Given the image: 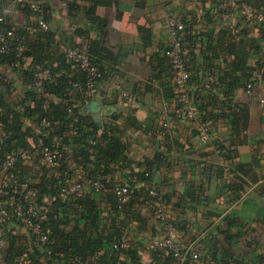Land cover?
Masks as SVG:
<instances>
[{"label": "crops", "instance_id": "obj_1", "mask_svg": "<svg viewBox=\"0 0 264 264\" xmlns=\"http://www.w3.org/2000/svg\"><path fill=\"white\" fill-rule=\"evenodd\" d=\"M27 2L11 0L9 19L18 29L33 31L36 38L37 20L23 9ZM50 2L49 24L57 54L68 43L95 42L100 50L103 79L99 95L84 103L80 100L76 106L95 119L87 105L100 98L101 117L95 119L101 124L99 134L105 127L122 131L132 162L129 171L118 169L109 177L106 189L96 196L103 216L101 227L118 239V247L101 250L95 258L114 251L119 254V264L184 262L185 258L167 259L155 245L163 225L151 204L137 192L154 188L165 198L176 222L178 244L204 259L192 257L193 264H264V105L260 104L264 99V67L260 65L264 62V0H116L98 8L97 22L85 13L92 0ZM70 2L79 6L77 12ZM168 15H178L186 23L184 39L193 58L194 95L215 94L218 100L228 99L233 105L220 104L223 115L207 143L196 133L197 123L175 116V78L165 57L170 44L165 24ZM31 66L30 57L19 67L0 62V90L8 109L21 112V103L33 92L27 76ZM252 67L254 95L243 86L244 77L242 85L233 89L219 85V80L211 87L205 84L209 73L216 79L224 75L230 79ZM114 84L122 85L133 100ZM30 104L34 108L35 102ZM109 106L117 109L106 115L103 110ZM23 129L30 136L27 147L18 152V168L5 166L6 160L0 164V195L7 204L15 205L17 194H23L25 201L39 204L47 212L56 204V197L41 195L39 186L44 183L49 190L67 171L83 178L89 189L91 172L78 165L74 156L55 167L43 163L32 136L38 129L36 118L25 117ZM2 135L0 130V138ZM149 168L154 172L146 180L140 173ZM123 184H130L136 194L121 210L114 187ZM62 197L73 202L62 207L68 214L67 230L85 225L83 206ZM6 230L8 245L14 241L24 252L15 264H29L32 256L43 254L42 245L20 222L8 223ZM133 253L138 263L132 261ZM0 264H6L1 255Z\"/></svg>", "mask_w": 264, "mask_h": 264}, {"label": "trees", "instance_id": "obj_2", "mask_svg": "<svg viewBox=\"0 0 264 264\" xmlns=\"http://www.w3.org/2000/svg\"><path fill=\"white\" fill-rule=\"evenodd\" d=\"M10 1L11 0L7 3H10ZM32 2H39L43 17L49 22L51 17L50 0H28V2L23 5L24 11L36 18V14L31 7ZM115 3L116 0H92V5L85 10V13L92 22H97L100 21V16L97 15L98 8L111 6ZM73 4L75 3L70 2L71 9L77 12L79 6H73ZM12 28L15 30L16 37L10 40V51L7 53H0V62H7L13 66L19 67L23 64L24 58L30 57L32 59V66L27 76L30 81V87L33 88V92L27 93L25 100L21 103L20 107L22 111L20 112L18 109H8L4 106V95L0 90V130L3 131V135L0 138V164L6 160L8 155L15 153L14 155L17 158L12 168H15V166L18 168V163L21 161V156L18 155V152H23L21 147H27V137L30 136V132L24 131L23 129L24 120L25 117H30L36 118L37 125L40 127V131L32 133L36 142H38L39 138H42L45 144L59 150L63 154L60 165L65 163L70 155L74 156L78 165H82L90 170V177L92 178L88 184V190L86 182L81 178L85 185V190L84 194L80 197L67 196L62 192V188L67 182L79 178L74 176L71 171H67L66 175H63L56 181L54 187H51L49 190H46L44 183L39 186L41 195L48 194L52 197H56V204L47 212L41 205H37L41 211L40 219L42 220L43 226L50 228L51 234L49 235V241L45 244L41 243L38 238L32 234L42 245L44 252L39 258H37V254L36 256H32L29 264H119V254L114 251L95 258L101 250L109 249L112 246L114 247V244L117 243L118 240L113 235L106 233L104 228L101 227L103 216L99 207L100 203L96 199V196L100 195L106 189L109 177L114 176L118 169L129 171L131 168L130 164H132V162L127 152L126 140L123 138V133L112 127H105L104 133L99 134L101 124L84 112L83 109L81 110V106H76L80 100L84 103L86 100L93 99L96 95L91 94L88 89L87 73L67 58L66 49L63 50V53L60 55L57 54L55 35L50 29H41L37 23V33L36 38H34L35 34H33V31L18 29L10 22L9 14H7L6 21H0V34L4 33V30L7 31ZM77 34L81 35V32L77 31ZM23 36L26 37V49L20 56H17L16 47L19 39ZM182 38L186 56L189 59L187 64L191 71L188 93L191 100L197 106L198 111L196 118H185L184 111L186 104L181 101V93H179L176 88L174 96L177 98L178 102L174 109L176 113L175 116L179 120H188L192 125L197 123L198 126L194 127L199 136L203 131L202 129L205 127L210 130V134L212 135L216 121L223 115L219 112L221 105H226L229 108L233 107V105L228 99H219V101L218 96L215 94L199 97L194 95L191 87L193 58L190 51L185 46L184 32ZM94 43L95 42H92L90 45H87V52L92 62L98 66L103 75L101 61L98 55L100 50L95 48L96 46ZM67 45V47H78L82 45V43H68ZM169 47L170 44L165 50V57L174 75V69L167 56ZM260 65L264 67V62ZM38 66L49 69L51 75V78L44 80L40 86L36 85V72ZM254 70L255 68L252 67L237 78L232 76L233 78L231 77L230 79L225 77V75L223 78L221 76L218 78L216 75V82L219 80V85L225 84L233 89L235 85H242V77H244L247 81L244 82L243 86L247 89V85L250 82L255 86L256 77L253 72ZM209 75L215 76L213 73H209L205 81L206 85L208 84ZM102 79L103 76L101 80ZM1 81L2 78L0 77V83ZM77 81L81 83V88L73 86L72 82ZM214 83H211L209 87L213 86ZM52 96L56 97L58 100L55 101L52 99ZM31 101L35 102L34 108L31 107ZM70 109L72 112L69 111ZM44 119L49 122V125L43 124ZM70 150L72 152L71 154L68 152ZM39 154L41 156V152H39ZM158 158L160 157L158 156ZM153 172L152 168H149V170L140 173V176L147 180L151 178ZM95 180H100L102 182V190H95L93 186ZM128 185L132 190V197L128 202L122 204L118 200L117 207L121 210L126 208L127 204L133 200L134 193L136 194V190H134L130 184ZM116 188L117 186L114 187V191ZM137 192H139L143 199L151 204L154 211L157 210L155 204L159 199L150 195V188L140 191L137 190ZM62 195L69 199L73 198L72 201L83 206L82 219L85 225L82 227L77 225L72 230H67L68 217L66 215L68 214L64 208H66V204L69 203V205H72L73 202H68L66 199L64 200ZM17 196V204L15 203L13 206L8 204L11 208H15L19 205L27 206L29 204L28 200L25 201L23 194H21V196L17 194ZM161 196L162 199L165 200L162 194ZM82 197L86 198L83 200ZM55 205L58 206L55 207ZM12 221L20 222L19 219L14 218L8 221L5 226L7 227L8 223ZM172 222L176 226V222L173 219ZM7 235L8 234H6V236ZM23 253L24 252L15 245V242L12 241L10 245L7 243L6 248L4 251L0 252V255L4 258L6 264H15ZM182 253L185 260H183L184 262L181 264H193L191 260L193 259L192 252L182 248ZM165 254L167 255V259L176 260L179 258V256L172 251L165 252ZM131 256L132 261L138 263V258L135 253ZM197 259H199V261H204L200 254Z\"/></svg>", "mask_w": 264, "mask_h": 264}, {"label": "built area", "instance_id": "obj_3", "mask_svg": "<svg viewBox=\"0 0 264 264\" xmlns=\"http://www.w3.org/2000/svg\"><path fill=\"white\" fill-rule=\"evenodd\" d=\"M9 0H0V21H6V15L9 13L8 2ZM31 7L36 14V20L38 26L41 29L49 30L50 24L42 14V9L39 2H32ZM247 8L249 6H246ZM260 20H263V16H259ZM165 24L170 35V47L167 51V56L170 59L172 67L174 69L175 86L179 93H181V101L186 104L184 111L185 118L193 119L197 116V106L191 100L188 93V84L191 78V71L188 66V57L184 49L183 43V32L186 28V24L178 15H168L165 18ZM16 37L15 30L12 28L10 30H4V33L0 34V53H7L10 51V40ZM17 49V56H20L22 52L26 49V37L23 36L19 39ZM67 58L74 62L76 66L87 73V86L91 94L99 95V85L102 78V73L100 72L98 66H96L87 52V45L82 44L78 47L69 46L66 48ZM50 70L38 66L36 72V85L40 86L42 82L46 79H50ZM216 81L215 76L209 75L207 87L211 83ZM73 86L76 88H81L80 82H72ZM115 89L122 91L123 95L128 100H133L132 95L123 90L122 85L114 84ZM254 84L252 82L247 85V92L250 95H254ZM260 104L264 105V99H260ZM72 112V110H69ZM180 112V111H179ZM43 124L49 125V122L44 119ZM200 139L202 142L207 143L210 139V130L205 127L202 129ZM37 131H40L38 127ZM37 150L41 152L42 161L45 165L49 167H55L60 165L63 154L52 146L44 143L42 138H39L37 142ZM16 156L14 154L8 155L5 166L11 167L14 165ZM93 186L96 191H100L103 188V184L100 180H95ZM85 185L81 178H76L67 182L63 188L62 192L67 196L80 197L84 194ZM119 202L126 203L132 197V190L128 184L120 185L115 190ZM150 195L157 197L159 199L156 202L157 210L155 211L157 219L162 222L163 234L156 240L155 245L157 248L164 252L172 251L175 252L179 258H183L182 247L177 241V228L172 222V218L167 208V204L164 199H162L161 194L154 188L150 189ZM29 204L27 206L19 205L15 208H11L4 200L0 197V252L4 251L7 246V230L6 223L11 219L17 218L25 226V228L32 234H34L38 240L45 244L49 241V235L51 234V229L44 227L41 218V211L37 205L33 204L28 200ZM115 248L118 246L115 244ZM194 259L199 257L198 252L191 253ZM144 264H159L156 261H148Z\"/></svg>", "mask_w": 264, "mask_h": 264}, {"label": "water", "instance_id": "obj_4", "mask_svg": "<svg viewBox=\"0 0 264 264\" xmlns=\"http://www.w3.org/2000/svg\"><path fill=\"white\" fill-rule=\"evenodd\" d=\"M100 101H101V99L100 98H97L96 100H94V101H92L91 103H89L88 105H87V107L92 111V112H94L95 113V119L96 120H100V115H99V113H100V111H101V104H100ZM115 109H117L116 107H114V106H109L108 108H105L104 110H103V113L104 114H106V115H111L112 114V111L113 110H115Z\"/></svg>", "mask_w": 264, "mask_h": 264}]
</instances>
